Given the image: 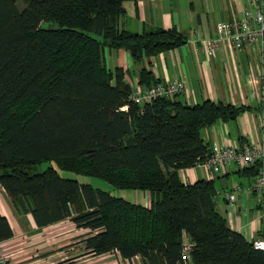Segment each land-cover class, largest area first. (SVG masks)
<instances>
[{
  "label": "trees",
  "instance_id": "16d2710c",
  "mask_svg": "<svg viewBox=\"0 0 264 264\" xmlns=\"http://www.w3.org/2000/svg\"><path fill=\"white\" fill-rule=\"evenodd\" d=\"M124 1L0 0V185L38 227L68 218L89 229L84 245L93 254L117 250L142 264H184L186 235L192 264H264V250L216 208L214 181L183 183L177 173L210 152L202 127L235 119L244 107L186 104L176 94L131 101L122 68H106L104 47L141 61L185 36L175 28L124 29ZM45 21L57 27H42ZM150 76L142 70L138 82L158 83ZM43 161L148 191L150 205L62 176L52 165L37 171ZM261 168L258 160L240 171L252 179ZM12 236L0 214V242Z\"/></svg>",
  "mask_w": 264,
  "mask_h": 264
},
{
  "label": "crops",
  "instance_id": "0c3cea01",
  "mask_svg": "<svg viewBox=\"0 0 264 264\" xmlns=\"http://www.w3.org/2000/svg\"><path fill=\"white\" fill-rule=\"evenodd\" d=\"M123 6L120 25L124 29L142 33L175 28L185 36V42L141 61H134L123 48L105 46L106 68H122L130 85L140 84L142 70L158 82L179 78L186 89L176 97L186 104L213 100L243 106L235 119L218 120L201 128V137L209 148L215 143L243 147L264 140V51L234 50L227 44L208 56L201 43L215 35L217 22L242 17L250 0H126ZM177 173L183 183L208 179L220 183L217 190L233 192L234 202H228L224 195L217 196L218 211L230 228L247 240L264 238V221L256 217L264 200L250 191L253 178L249 179L237 165L229 164L221 174L210 173L200 164L178 169ZM233 178L229 186L227 180ZM227 185L230 189L225 190ZM238 185L240 189L234 190ZM132 202L149 207V192L135 190ZM0 214L6 216L13 231V236L4 240V247L18 264H142L140 256L128 261L114 251L93 254L84 245L89 229L77 227L68 218L38 227L30 214L16 212L1 185Z\"/></svg>",
  "mask_w": 264,
  "mask_h": 264
},
{
  "label": "built area",
  "instance_id": "2783aa9c",
  "mask_svg": "<svg viewBox=\"0 0 264 264\" xmlns=\"http://www.w3.org/2000/svg\"><path fill=\"white\" fill-rule=\"evenodd\" d=\"M202 49L206 55H213L216 50L222 46H232L234 50L252 48L257 53L264 51V0H250V7L245 9L242 17L237 20H222L216 23V33L214 36L201 40ZM186 85L183 80L174 78L164 82H158L151 85H131L129 99L140 105L150 103L151 101L170 95L184 92ZM126 105L122 109H126ZM264 162V140L260 143H252L243 147H236L231 144H213L210 152L205 158L198 162L201 166L208 169L210 173L221 174L229 164H235L239 168L246 167L255 161ZM240 189L235 186L234 190ZM250 191L256 192L264 200V169L261 168L256 176L253 177L249 186ZM224 195L228 202H234L235 195L231 191L216 190L215 196ZM256 217L264 221V203L257 212ZM194 243L186 235H183V244L181 249V259L184 264H192L190 251ZM256 249L264 250V238L253 240ZM4 241L0 242V264H18L11 258L7 248L4 247ZM114 252L118 253L117 250ZM120 256V255H119ZM139 258L138 255L135 256ZM127 260V259H126Z\"/></svg>",
  "mask_w": 264,
  "mask_h": 264
},
{
  "label": "rangeland",
  "instance_id": "374dc122",
  "mask_svg": "<svg viewBox=\"0 0 264 264\" xmlns=\"http://www.w3.org/2000/svg\"><path fill=\"white\" fill-rule=\"evenodd\" d=\"M18 7L19 8H22L23 5L18 2ZM42 27H57V24L54 23V22H43L42 23ZM48 165H52V166H55L58 170V172L62 175V176H65V177H71V178H76L78 179L79 181L81 182H85V183H90L91 185L95 186V187H98V188H101L103 190H106L108 192L111 193V195H114V196H117V197H126L125 199L129 200V201H133L134 199V194H135V190L134 189H122V188H118V187H115L114 185H112L110 182L102 179V178H99V177H96V176H92V175H81V174H75L74 172H71V171H66V170H60L58 169V166L55 162H48V161H43L41 164H39L36 168L37 171H41L43 169H45ZM236 178H233L232 180H227V183L228 185L230 186L231 183L235 180ZM225 187L227 189H230V187ZM216 187L220 186V183L217 182L215 184ZM219 197H217L216 199H218ZM220 200V199H218ZM216 200V201H218ZM125 262V261H124ZM120 264H123V263H120Z\"/></svg>",
  "mask_w": 264,
  "mask_h": 264
}]
</instances>
